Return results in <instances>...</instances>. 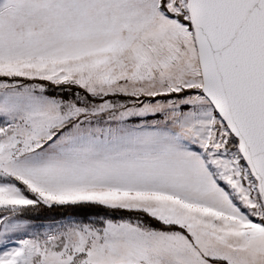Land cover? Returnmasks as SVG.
<instances>
[{
    "label": "snow or ice",
    "instance_id": "1",
    "mask_svg": "<svg viewBox=\"0 0 264 264\" xmlns=\"http://www.w3.org/2000/svg\"><path fill=\"white\" fill-rule=\"evenodd\" d=\"M0 264H264V0H0Z\"/></svg>",
    "mask_w": 264,
    "mask_h": 264
}]
</instances>
